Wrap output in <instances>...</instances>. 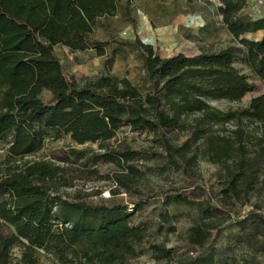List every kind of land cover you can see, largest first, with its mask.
<instances>
[{
	"label": "trees",
	"instance_id": "1",
	"mask_svg": "<svg viewBox=\"0 0 264 264\" xmlns=\"http://www.w3.org/2000/svg\"><path fill=\"white\" fill-rule=\"evenodd\" d=\"M119 1L0 0V13L23 32L16 42L0 49V141L7 140L0 152V264H36L41 251L58 264H126L128 256L137 254L134 244L142 241L144 226L131 224L130 217L142 207L140 202L129 208L109 200L86 201L81 189L72 197L61 193L74 180L92 177L108 181L111 194L138 192L135 185L145 173L132 161L139 150L109 142L123 126L158 134L168 162L183 171L195 158L198 141L204 140L209 159L227 171L225 191L236 188L245 169H251L250 151L253 158L264 154V91L235 109L223 110L209 102L238 101L255 87L235 65L249 63L239 46H200L193 54L162 57L138 35L120 40L140 54L151 82L145 92L126 76L105 72L79 83L68 72L55 47L64 46L70 52L93 47L97 55H105L101 42L107 41L100 42L93 32L103 24L100 19L116 13ZM218 2L222 13L232 9L231 23L245 31L261 30L258 42L264 46V15L240 14L245 0ZM253 65L264 67V49ZM189 115L192 121L187 122L184 118ZM228 122L237 124L229 134L215 129H223ZM246 123L259 128L253 150L246 145L251 137ZM177 128L187 130L189 136L180 145H172L161 131ZM66 135L76 144L97 142V149L67 145L61 154L48 158L25 157L45 142ZM233 153L238 157L234 165L228 160ZM98 163H112L114 168L101 172ZM261 181L264 184V169ZM172 202L185 203L200 214L211 209L206 197L166 194L164 205ZM161 217L166 219L167 214ZM261 223L264 218L254 227L260 228ZM209 236V228L202 223L190 227V254L174 262L169 248L158 244L150 248L155 258L166 259L164 264H211L212 250L204 252ZM13 247L18 248L17 254Z\"/></svg>",
	"mask_w": 264,
	"mask_h": 264
},
{
	"label": "rangeland",
	"instance_id": "2",
	"mask_svg": "<svg viewBox=\"0 0 264 264\" xmlns=\"http://www.w3.org/2000/svg\"><path fill=\"white\" fill-rule=\"evenodd\" d=\"M125 2L127 14L123 15ZM218 5V0H120L113 16L100 19L110 30L107 34L102 24L97 31L100 42L107 41L106 44L101 42L105 46V55H97L93 47L92 51L77 54L60 45L55 50L68 72L74 74L79 83L86 77L93 78L108 72L118 77L126 76L141 92H145L151 89V82L142 66L140 54L121 45L120 40H130V36L133 38L138 35L142 42L151 44L162 57L176 52L193 54L200 46L219 49L226 45H236L246 52L249 63L235 62V65L253 80L255 87L238 101L219 98L209 102L223 110L243 107L252 97L264 91V67L255 69L253 65L257 55L264 49L258 42L261 32L245 31L242 26L231 23L232 9L227 7L222 13ZM239 13H247L252 17L264 15V0H245ZM22 36V29L0 13V49ZM192 117L186 116L184 120L192 121ZM236 126V122H228L223 129L219 126L215 129L229 134ZM255 126L253 123L244 126L251 134L246 145L252 150L254 136L259 134V128ZM161 132L172 145H180L189 136L187 130L180 128L163 129ZM109 142L127 144L139 150L137 158L132 161L145 173L144 178L135 185L138 192L120 191L111 194L108 181L92 177L74 180L73 185L62 188L61 193L72 197L77 189H81L86 193L85 200L89 202L109 200L142 204L130 217V223L144 226L143 239L134 244L138 252L128 256L126 264H164L165 258L153 256L151 244L169 248L172 262L187 258L190 254L189 229L201 223L210 230L204 252L212 250L211 264H264V225L261 223L260 228L254 227V222H261L264 218V184L261 181L263 153L253 158V151H250L251 169H245V175L237 182L236 188L225 191L227 171L223 165L209 159L204 140L198 141L196 156L187 164L186 171L168 162L163 143L156 133L130 130L123 126ZM6 144L7 140L0 141V152H3ZM67 145L79 149H97L98 146L97 142L76 144L66 135L45 142L40 149L25 157L48 158L61 154V149ZM182 151L189 154L185 148ZM177 158L182 160L179 155ZM236 159L238 157L233 153L228 160H232L231 164L234 165ZM97 168L105 172L113 169L114 165L98 163ZM106 190L109 196L103 197L101 193ZM172 193H181L191 199L206 197L211 202L210 212L200 214L196 208L185 203L164 205L166 194ZM161 214H167V218L163 219ZM12 251L17 254L18 248L13 247ZM36 264L58 263L41 251Z\"/></svg>",
	"mask_w": 264,
	"mask_h": 264
},
{
	"label": "crops",
	"instance_id": "3",
	"mask_svg": "<svg viewBox=\"0 0 264 264\" xmlns=\"http://www.w3.org/2000/svg\"><path fill=\"white\" fill-rule=\"evenodd\" d=\"M103 25H105V31L107 32V34L110 32V30H109V27L106 25V23H104ZM100 29H101V26L99 27ZM99 28H97L94 32H93V37L94 38H97V39H100V36L98 37V35H97V31H98V29ZM257 31H260L261 32V30H257ZM133 38H134V36H133ZM133 38H131V36L129 37V39L131 40V39H133ZM68 49V48H67ZM93 50V48L92 47H89V48H87V49H85V50H81V51H75V52H73L74 54L76 53H79V52H84V51H92ZM166 56V55H165Z\"/></svg>",
	"mask_w": 264,
	"mask_h": 264
},
{
	"label": "built area",
	"instance_id": "4",
	"mask_svg": "<svg viewBox=\"0 0 264 264\" xmlns=\"http://www.w3.org/2000/svg\"><path fill=\"white\" fill-rule=\"evenodd\" d=\"M102 195H103V197H108L109 196V191H103L102 193H101ZM128 206H129V208L132 206V204H128Z\"/></svg>",
	"mask_w": 264,
	"mask_h": 264
}]
</instances>
